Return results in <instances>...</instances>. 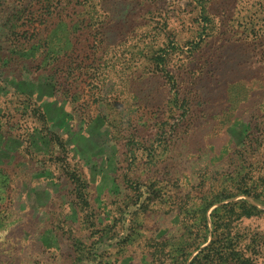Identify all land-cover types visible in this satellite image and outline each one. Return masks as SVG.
I'll return each instance as SVG.
<instances>
[{
	"label": "rangeland",
	"instance_id": "obj_1",
	"mask_svg": "<svg viewBox=\"0 0 264 264\" xmlns=\"http://www.w3.org/2000/svg\"><path fill=\"white\" fill-rule=\"evenodd\" d=\"M242 2L250 6L252 0ZM136 3L124 1L122 8H112H118L124 16ZM241 8L226 4L216 13L212 9L214 35L210 44L224 41L228 45L227 64L211 80L183 86L181 94L190 92V112L196 117L201 114L188 120L182 112L169 110L175 93L168 85L163 86L162 78L149 84L153 93L141 92L133 79L157 72L156 65L146 57L159 48L171 49L173 42L185 51L190 42L198 40L202 26L198 0H160L155 8L136 4L134 30L144 33L119 42L120 35L126 33L132 38L135 34L131 35L127 25L113 32L110 48L116 46L119 53L108 60L118 62L117 70L99 82V72L107 68L100 66L104 62L98 56L92 57L86 62L92 78L82 81L80 77L73 82L72 97L59 103L73 116L69 123L78 134H64L61 145L54 143L48 154L24 146L2 165L12 185L0 201V264H184V241L198 231L197 208L204 196L232 195L247 187L263 192L264 67L257 68L258 64L252 66L251 62L257 51L259 58L264 54L259 49L238 53L242 43L239 38L245 37L238 24L249 26L250 19L240 13ZM51 10L53 16L49 15ZM55 11L42 0H0V28L6 21L22 25L14 27L12 51L21 50L18 43L23 33L19 31L23 28L30 31L29 47L43 45L42 34L37 31L44 33L61 21ZM98 32L93 33L96 48ZM181 57L190 61L186 62L188 66L195 65L193 56L189 60L188 55ZM231 58L237 61L230 62ZM238 61L243 63L238 65ZM20 64L25 66L14 64L12 71L17 76ZM103 76H108V71ZM232 80L240 86L234 94L242 91L248 95L236 112L253 126L249 152L241 153L240 147L236 150L230 141L236 128L230 131L224 112ZM88 84L98 89H89ZM3 85L7 84L0 77ZM202 85L205 89L201 94L207 91L208 99L201 105L200 93L194 91ZM21 98L14 94L0 98V120L8 134L25 139L26 115L19 112ZM141 102L151 105L140 107ZM153 104L156 108L151 107ZM98 117L101 120L97 122ZM19 124L23 129L17 132ZM177 127L175 134L173 128ZM161 130L167 134L161 136ZM146 146H153L149 157ZM43 171H51V175L37 177ZM81 185L85 186L83 201L74 192ZM32 188L40 195L34 196ZM242 198L264 209L243 194L228 201ZM238 224L246 235L243 241L264 248V214L239 219ZM79 257L83 258L81 262Z\"/></svg>",
	"mask_w": 264,
	"mask_h": 264
},
{
	"label": "trees",
	"instance_id": "obj_2",
	"mask_svg": "<svg viewBox=\"0 0 264 264\" xmlns=\"http://www.w3.org/2000/svg\"><path fill=\"white\" fill-rule=\"evenodd\" d=\"M124 1L133 3L135 0H42L45 5L53 6L56 10L55 13L60 15L61 21L51 28H46L44 33L41 29L37 31V34H42L43 45L38 43L29 47L30 39L27 34H30V31L23 30L25 28L20 30L19 34L21 31L23 34L19 39L18 45H20L21 50L18 53L13 52L11 49L13 45L12 34H14V27L18 29L22 25L6 21L0 28V77L7 84L0 86V98L2 99L9 94L22 97L19 112L23 116L26 115L24 129L27 134L25 139L20 138L18 134H8L0 120V201H3L2 199L5 198V194L12 185V178L2 165L24 146L30 147L32 152L48 154L51 149H54V143L57 142L58 145H61L64 134H78L74 130V125L69 123L73 116L66 112L65 108L59 103L64 98L72 97L73 82H76L80 77H82V81L92 78L91 70L86 66V62L93 60L92 57L98 56L104 62L100 66L103 65L104 69L107 68L104 72H99L97 77L98 81L100 79L99 82L102 79L107 80L113 69L117 70L118 62L110 63V60L119 53L116 46L110 48L112 47L110 42H112L113 32L119 30L117 27L123 28L127 25L132 30L131 35L135 34V36L129 38L130 36H127L126 33L124 35L119 33V42L129 41L143 35L144 32L134 30L138 12L136 4H144L150 8H155L160 0H136L137 3L123 16L118 8L113 9L112 7L119 6L122 8ZM242 1L198 0L202 24L197 34L198 40L190 42V47L185 51L171 42V49L159 48L149 58L146 57V60L150 59L156 65L157 72H146L133 79L135 86L141 92L153 93V89L149 84L153 79L162 78L164 80L163 86L168 85L170 90L175 93L170 99L169 110L174 113L182 112L184 118L188 117V120L192 117H200L201 114H197L196 117L189 110L191 104L190 92L181 93L184 85L196 86L207 79L211 80L212 76H218L217 72L226 67L228 45L224 41L214 43L215 45L210 44L211 38H213L212 35H214L212 33V30H214L212 28L214 23L212 9L216 13L220 7L226 4L236 6V8L242 7L240 13L244 15L245 19L247 18V21L248 18L250 19L249 26L242 23L238 24V28L245 35L244 38H239L242 43L238 45V53L240 55L243 53L248 54L259 49L264 54V0H252L250 6H244L245 2ZM213 3L216 5L215 8H213ZM246 7L249 10L247 12L245 11ZM53 14L54 12L51 10L49 15L53 16ZM68 17H70L69 21L66 20ZM94 31H100L99 34L97 33L99 35L97 37V48L93 46L96 44V41L93 40ZM94 38L96 39L95 36ZM131 51L129 50L128 53ZM258 53V51L256 54L254 53L255 61L251 63L252 66L258 64L256 65L257 68H263L264 60L262 57L264 56L261 55V58H259ZM184 55H188L187 60L193 56L196 59L195 65L188 66L187 63L190 61L182 59L181 56ZM109 56L111 57L110 60H108ZM175 57H177L176 61H174ZM235 61L237 60L234 58L230 60V62ZM19 63L25 66L20 64V75L17 76L12 71L14 64ZM242 63V61H238V65ZM105 71H108V76H103ZM81 73L84 76H81ZM209 73H211V76ZM91 82L94 81L91 80L89 83ZM91 84H88L89 89L97 88V86H91ZM239 87V83L236 81L232 80L229 83L227 92L228 107H226L224 115L226 123H230V131L236 128L230 141L235 144L236 150L240 147L238 151L244 153L251 151L253 147L251 138L253 126L251 122H244L236 112L238 104L248 99V95H244L242 91L234 94V91ZM201 89H205V86L202 85L194 93H200L198 103L201 105L203 103L207 104V91L201 94ZM50 97L53 100L43 102V98L50 99ZM143 105L147 108L151 104L141 102L140 107ZM151 107L156 108V104ZM2 111L3 108L0 107V115H2ZM58 111L65 112V114H60ZM98 120H101V118L98 117L97 122ZM67 122L68 125H63ZM99 128L100 126L96 127L95 130L92 128V133L95 134ZM22 129L20 124L16 127L17 132ZM174 131L176 134L179 128H173ZM160 133L161 136L167 134L165 130H161ZM236 136L237 138H234ZM175 140L177 141L178 138ZM26 142L27 145H24ZM159 145L160 142L157 146ZM157 146L155 147L157 148ZM152 147L146 146V149L149 150L148 157L153 154ZM49 175H51V171H43L37 177L45 179ZM84 187V185H81L77 189L75 187L74 190L75 196L82 201L85 199ZM258 191L254 187H247L246 190L242 189L232 195L204 196L202 205L197 208V213L200 215L199 225L197 226L198 231L194 237H187L184 241L183 247L186 251L184 264L195 252L197 253L192 257L189 264H264V248L259 244L243 241L246 235L238 227L239 219L262 215L264 209L245 198L228 201L243 194L264 205V189L263 192L262 190ZM31 193L34 196L40 195L35 188H32ZM143 193L148 195V190H144ZM75 201L79 203L76 198ZM211 209V213H208ZM82 260L83 258H78V262Z\"/></svg>",
	"mask_w": 264,
	"mask_h": 264
}]
</instances>
